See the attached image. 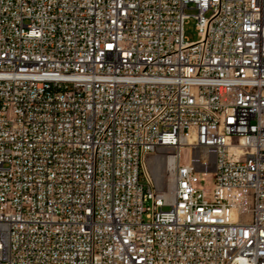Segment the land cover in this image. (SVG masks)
Here are the masks:
<instances>
[{
  "label": "built area",
  "instance_id": "2783aa9c",
  "mask_svg": "<svg viewBox=\"0 0 264 264\" xmlns=\"http://www.w3.org/2000/svg\"><path fill=\"white\" fill-rule=\"evenodd\" d=\"M0 264H264V0H0Z\"/></svg>",
  "mask_w": 264,
  "mask_h": 264
},
{
  "label": "rangeland",
  "instance_id": "374dc122",
  "mask_svg": "<svg viewBox=\"0 0 264 264\" xmlns=\"http://www.w3.org/2000/svg\"><path fill=\"white\" fill-rule=\"evenodd\" d=\"M186 13L193 15L196 13V10L193 8H187ZM185 35L189 39V41H196L198 39V31L196 28V19L190 17V19L185 24ZM170 152H177L172 150ZM199 154V156H203V165H211V161L207 162L206 154H211L210 147H200L195 150ZM205 154V155H204ZM166 155L167 151H157L151 154L148 157V172L151 176L156 180L159 191H165L169 188V184L173 183L174 174L171 175V172L166 169ZM165 157V160L163 158ZM191 158L190 150L187 148L181 149V162H189ZM209 177V178H208ZM198 184L200 187L206 188L208 191L213 186V176L210 173L201 172L198 174ZM170 179V181H169ZM172 179V180H171ZM164 209L168 210L169 207L165 206Z\"/></svg>",
  "mask_w": 264,
  "mask_h": 264
},
{
  "label": "bare ground",
  "instance_id": "6f19581e",
  "mask_svg": "<svg viewBox=\"0 0 264 264\" xmlns=\"http://www.w3.org/2000/svg\"><path fill=\"white\" fill-rule=\"evenodd\" d=\"M198 146L205 148L210 147V145H206V144H198ZM193 154L196 157L199 156L197 152H193ZM177 157H178V152H168L166 155V169L167 171L171 172V175L174 174V179H177L178 177V168L175 163L177 161ZM204 157H206L207 162L211 161V154H206ZM172 186L173 183L169 184V188L167 190L165 191L160 190L159 193H156V201H165V198H167V193L169 194L171 192Z\"/></svg>",
  "mask_w": 264,
  "mask_h": 264
}]
</instances>
